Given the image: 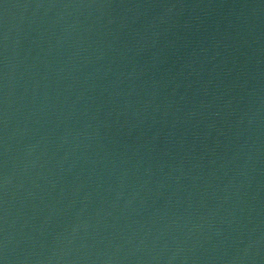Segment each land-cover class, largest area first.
<instances>
[{
  "label": "water",
  "instance_id": "obj_1",
  "mask_svg": "<svg viewBox=\"0 0 264 264\" xmlns=\"http://www.w3.org/2000/svg\"><path fill=\"white\" fill-rule=\"evenodd\" d=\"M3 264H264V0H0Z\"/></svg>",
  "mask_w": 264,
  "mask_h": 264
},
{
  "label": "snow or ice",
  "instance_id": "obj_2",
  "mask_svg": "<svg viewBox=\"0 0 264 264\" xmlns=\"http://www.w3.org/2000/svg\"><path fill=\"white\" fill-rule=\"evenodd\" d=\"M0 264H3V261L2 260H0Z\"/></svg>",
  "mask_w": 264,
  "mask_h": 264
}]
</instances>
